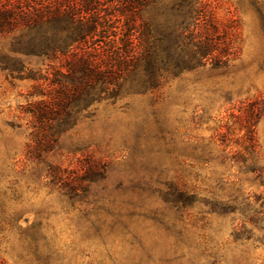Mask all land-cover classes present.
I'll use <instances>...</instances> for the list:
<instances>
[{
  "label": "rangeland",
  "instance_id": "1",
  "mask_svg": "<svg viewBox=\"0 0 264 264\" xmlns=\"http://www.w3.org/2000/svg\"><path fill=\"white\" fill-rule=\"evenodd\" d=\"M195 2L204 65L155 87L119 39L97 55L116 95L88 105L66 64L108 38L45 55L23 16L0 32V264H264V0Z\"/></svg>",
  "mask_w": 264,
  "mask_h": 264
},
{
  "label": "trees",
  "instance_id": "2",
  "mask_svg": "<svg viewBox=\"0 0 264 264\" xmlns=\"http://www.w3.org/2000/svg\"><path fill=\"white\" fill-rule=\"evenodd\" d=\"M9 1L12 4L0 7V32L12 29L23 16L26 26L21 39H27V46L32 52L65 55L74 43L79 44L77 48H82L84 43L91 44L97 37L108 38L98 48L90 45L91 52L80 53L66 64L71 79L75 83L84 82L75 84L73 89L77 105L82 101L88 105L103 98V95H116L117 87L110 86L116 84L119 75L109 61L97 55L100 49L112 52L119 39L124 40L121 48L125 53L134 46L142 45L143 57L137 66L150 76L155 87L160 81L158 77H153L157 72L177 75L191 66H202L220 45L208 29H197L199 12L195 0ZM14 1H18V5L21 3L22 7L14 5ZM186 6L191 12L183 16L188 22L181 24L183 26L180 28L157 21L151 14L144 17L147 9L155 11L171 7L179 10ZM192 11H195L194 16ZM153 37L151 44L149 41ZM219 55L226 56L222 52ZM212 58L216 63L223 61L218 60L217 56Z\"/></svg>",
  "mask_w": 264,
  "mask_h": 264
}]
</instances>
